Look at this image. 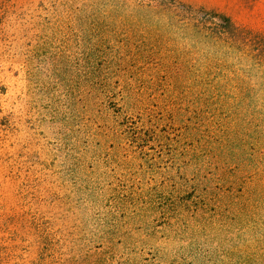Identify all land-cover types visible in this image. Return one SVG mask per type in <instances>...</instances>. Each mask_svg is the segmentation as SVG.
<instances>
[{
  "label": "rangeland",
  "instance_id": "1",
  "mask_svg": "<svg viewBox=\"0 0 264 264\" xmlns=\"http://www.w3.org/2000/svg\"><path fill=\"white\" fill-rule=\"evenodd\" d=\"M181 1L0 0V264H264V0Z\"/></svg>",
  "mask_w": 264,
  "mask_h": 264
},
{
  "label": "trees",
  "instance_id": "2",
  "mask_svg": "<svg viewBox=\"0 0 264 264\" xmlns=\"http://www.w3.org/2000/svg\"><path fill=\"white\" fill-rule=\"evenodd\" d=\"M138 12L154 13L168 25L181 24L206 36L216 43L233 44L238 39H248L243 31L225 15L182 3L181 0H131ZM139 9V10H138ZM135 17V14H131ZM161 21V20H160Z\"/></svg>",
  "mask_w": 264,
  "mask_h": 264
}]
</instances>
